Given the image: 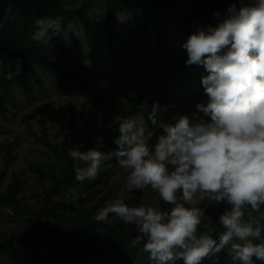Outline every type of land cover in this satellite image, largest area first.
<instances>
[{
    "label": "clouds",
    "instance_id": "9594fccd",
    "mask_svg": "<svg viewBox=\"0 0 264 264\" xmlns=\"http://www.w3.org/2000/svg\"><path fill=\"white\" fill-rule=\"evenodd\" d=\"M35 26L32 39L47 45L64 32L59 16L38 18ZM181 47L187 52L186 65L203 66L208 73L201 79L207 100L196 109L210 122L194 124L183 115L174 124L158 123L153 106L152 124L164 135L151 146L152 133L145 126L117 116V151H83V144L68 148L76 161V179L94 180L102 162L115 156L120 168L130 170V188L151 187L172 205L170 211H161L143 204L129 206L118 198L95 216L104 222L114 214L134 225L138 234L133 245L143 243L153 264L181 259L184 264H202L226 248L241 264H255L253 257L264 261V213L244 219L249 209L259 212L264 206V0L239 8L231 5L217 26L197 29ZM80 162L87 167L81 168ZM205 201L230 205L220 216L226 231L219 241L210 233L198 235L206 219Z\"/></svg>",
    "mask_w": 264,
    "mask_h": 264
},
{
    "label": "rangeland",
    "instance_id": "374dc122",
    "mask_svg": "<svg viewBox=\"0 0 264 264\" xmlns=\"http://www.w3.org/2000/svg\"><path fill=\"white\" fill-rule=\"evenodd\" d=\"M82 6L83 3L76 2L68 3L66 8L78 9ZM188 13L186 5L171 8L166 16L165 34L168 42L162 54V57L181 68L182 82L176 79L175 71L166 64L157 65V40L152 26H149V32L143 40L136 39L137 25L128 16L121 15L116 26L117 35L109 39L104 9L100 6L90 16L99 41L98 54L89 51L83 25L78 17L70 24L71 34L64 31L59 35L66 53L57 46L53 38L49 45L45 44L44 49L51 61L67 69H92L90 86L84 90L73 86L63 89L50 73L36 67L45 80L47 91L36 92L32 99L27 101L13 77L11 80L6 78L10 72L3 65L0 55V75L7 79L20 101L17 107L9 106L7 118L0 115V173L8 166V174L1 190L4 191L11 184L15 174L19 175L22 185L18 199L22 210L34 214L42 210L44 193L53 183L51 173L59 176L67 165V161L57 156L41 141V131L44 127L60 155L65 148L67 152H64V155H68V148L78 144H83V151L91 147L108 155L119 149L114 143L119 136V133H115L118 127L115 118L129 114L133 102L138 103L141 108L148 104L151 106V111L132 116L138 127L143 125L147 132L152 133V139L149 141L151 146L158 142L159 136L164 135L160 127L152 124L150 116L153 114V106H157L154 115L158 123L174 124L176 119L183 115H187L194 124L210 122V117L196 109L197 103L207 100L201 79L208 73L203 66L186 65L188 56L181 45L197 29H206L211 25H205L197 19L188 20ZM108 43H112V51L108 49ZM158 67L163 73L162 78L156 81L155 73ZM42 121L45 122L44 125ZM71 132L73 136L68 140ZM98 139H102V145L97 142ZM79 166L84 168L87 164L81 163ZM40 170L45 175H42ZM129 171L120 168L118 160L112 156L102 162L99 174L94 180L76 181L64 186L55 200L66 204L79 203L78 205L85 209L93 210L94 218L109 201L118 198L131 206L136 193L135 188H130L127 183ZM98 179L99 182H96ZM91 183H94L93 186ZM102 201L103 206L96 208ZM142 204L161 211H170L172 207L151 187L144 192ZM222 204L223 202L216 206ZM216 206L208 203L210 208ZM24 212L18 215L0 205V241L30 233L32 223L29 220L34 221L35 216ZM105 222L119 225L122 220L111 214ZM59 225V221H53V226L57 228ZM124 226L127 229L135 228L134 225L126 223ZM77 230V222L70 219L61 229V238L43 233L44 231L37 232L33 242L15 245L17 256L37 264H52L55 253H58L60 258L57 264H107L102 254L91 253L84 257L74 249L84 248L88 239L87 235L75 237ZM216 231L220 235L226 229L216 226ZM101 233L105 231L102 230ZM142 246L143 243L133 246L131 252L135 254L144 251ZM224 256L233 258L226 248L217 254L218 260L217 257H211L209 261L217 263ZM0 261L2 264H12L7 253L0 254ZM176 264L184 263L181 259L176 261Z\"/></svg>",
    "mask_w": 264,
    "mask_h": 264
},
{
    "label": "trees",
    "instance_id": "16d2710c",
    "mask_svg": "<svg viewBox=\"0 0 264 264\" xmlns=\"http://www.w3.org/2000/svg\"><path fill=\"white\" fill-rule=\"evenodd\" d=\"M76 2L83 3V6L78 9L66 8L68 3ZM253 2L254 0H0V23L3 24V27H0V55L3 59V65L9 70L13 79L21 88L23 98L27 101L31 100L36 92L45 93L47 91L45 80L36 67L50 73L59 87L63 89L73 86L84 90L90 86L92 69L80 67L70 70L59 63L51 61L44 53L45 43L33 40L32 34L36 31V19L45 16L62 17L64 31L71 34L70 24L78 17L83 25L89 51L93 54H98L100 48L99 41L95 25L90 16L100 6L104 9L103 15L105 16V26L109 39L117 35L116 26L121 15L128 16L137 25L138 33L135 36L136 39L143 40L149 32V26H152L157 40L155 50L157 65L166 64L168 68L175 71L176 79L182 82L181 68L162 57L168 42L165 34L167 25L166 16L170 13L171 8L177 7V5H186L189 9L188 20L197 19L205 25L217 26L219 20L225 17L227 9L231 5L235 4L239 8ZM217 12L221 14L219 18L215 16ZM53 39L57 46L66 53L60 37L54 36ZM110 42L112 41L110 40ZM108 49L110 51L113 50L112 43L108 46ZM20 69L19 74H16ZM162 73L158 67L155 73L156 81L162 78ZM0 90L2 91V95H0V115L2 118H7L9 106L17 107L20 101L7 79L1 75ZM149 110L151 111L149 104L141 108L138 106V103L133 102L132 110L128 112L129 114L124 115V117L132 118L135 114H144ZM44 123L42 121L43 125ZM118 129L119 125L115 130L116 134L119 133ZM41 136V141L45 143L48 149L67 161L66 168L59 176L51 173L52 186L44 193L43 209L35 214L25 211V209L22 210L20 207L18 199L22 185L20 176L15 174L11 184L2 191L4 179L8 174V166L0 173V205L18 215H21L25 211L24 213L35 216L34 221L29 220L32 223L30 233L27 235L19 234L0 241V254L7 253L12 264H37V262L27 261L18 257L15 245L33 242L35 233L40 231L61 238V229L72 219L78 224L75 237L81 235L88 236L84 248L72 247L78 250L82 256L86 257L91 253L102 254L107 264H153L147 252L141 251L135 254L131 252V248L134 246L133 240L138 234L135 228L127 229L123 221L119 225H111L105 221L97 222L93 217V210H87L82 205H78L79 203L66 204L55 200L64 186L77 181L76 169L74 167L76 161H71L67 153L64 155V152H67V148L62 150V155L58 153L54 143L50 141L45 127L41 131ZM72 136L73 132L67 137L68 140ZM104 147L106 146L104 145ZM40 172L42 175H45L42 170ZM96 182H99V179ZM93 184L91 183L90 185L93 186ZM148 188L135 189L136 197L131 206H140L142 204L143 194ZM204 203L203 207L206 208V219L198 227V235L210 233L212 238L219 241L220 235L216 231V226L225 229L220 223V216L226 209L230 210V205L223 203L221 206L210 208L207 201ZM103 204L104 201L100 202L96 208L102 207ZM261 213H264V206L261 207L259 212L249 209L245 212L244 219L247 220L249 216L258 218ZM55 220L60 222L57 228L53 226V221ZM102 230L105 233L102 234ZM255 242L258 243L259 241ZM59 258V254L55 253L52 264H57ZM210 258H205L202 264H241L240 261H235L228 256H224L217 263H211L209 261ZM253 260L255 264H264V261L257 260L255 257H253ZM0 264H2L1 261Z\"/></svg>",
    "mask_w": 264,
    "mask_h": 264
}]
</instances>
